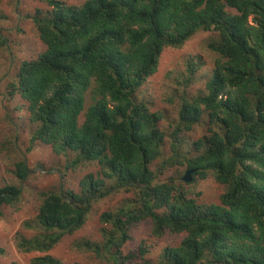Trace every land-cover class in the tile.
I'll return each mask as SVG.
<instances>
[{
    "label": "trees",
    "instance_id": "obj_1",
    "mask_svg": "<svg viewBox=\"0 0 264 264\" xmlns=\"http://www.w3.org/2000/svg\"><path fill=\"white\" fill-rule=\"evenodd\" d=\"M39 1L47 7L33 21L45 49L21 62L8 92L20 96V109L26 106L36 126L28 150L47 145L62 158L64 178L40 192L36 217L25 226L36 219L42 230L20 235L18 246L50 250L82 227L89 202L121 194L120 206L101 215L112 224L103 246L90 240L80 246L97 255L120 252L130 226L150 218L154 236L170 231L183 235L180 241L155 260L141 244L114 264L138 257L142 264H264V0ZM201 29L216 32L208 42L216 56L205 93L187 94L204 76V61L191 57L186 77L177 80L183 89L171 98L175 118L165 117L136 92L157 71L165 48L182 46ZM6 41L0 34V46ZM201 124L205 132L183 152V139ZM10 141L0 135V150L11 149ZM168 142L171 155L159 163ZM86 162L97 169L75 180ZM15 164L25 179V159ZM171 167L195 169L189 183L213 174L224 186L220 201H200V192L194 195L175 174L163 178ZM22 188L1 186L0 203L14 205ZM33 260L64 264L48 254Z\"/></svg>",
    "mask_w": 264,
    "mask_h": 264
},
{
    "label": "rangeland",
    "instance_id": "obj_2",
    "mask_svg": "<svg viewBox=\"0 0 264 264\" xmlns=\"http://www.w3.org/2000/svg\"><path fill=\"white\" fill-rule=\"evenodd\" d=\"M69 5L82 4L85 0H62ZM47 3L39 0H0V34L7 39L6 46H0V135L3 141L12 143L11 149L7 147L0 150V187L7 184H21L22 191L20 199L14 205L0 203V247L4 253L0 255V264H34V257L50 255L64 264H114L115 257L138 250L141 244L150 247L152 259L157 258L158 252L168 245L177 244L183 235L167 231L161 237L152 234V220L146 218L137 222L129 228V239L123 245L120 252L107 254L102 250V255H97L93 250L80 246L86 240L103 246L106 239L105 232L111 230L112 224L101 220V215L106 210H116L122 203L123 196L105 195L102 198L89 202V211L86 221L72 234L64 235L58 242L52 244V248L45 250L23 249L18 246L20 235L31 237L38 234L42 229L36 219L26 227L25 222L33 220L38 212L40 192L48 190L57 182L63 183V170L58 167L62 165V158L49 150L47 145L36 144L32 150H28L31 133L36 128L28 122V112L20 109L22 100L19 95L10 98L8 84L15 78L19 66L23 60L36 58L44 49L33 16L38 8H46ZM251 22V21H250ZM253 22V21H252ZM216 34L215 31L198 30L182 46L167 47L161 55L157 71L147 77L142 86L136 92L140 100L147 101L153 109H159L165 117L175 118L177 103L171 100L174 95L178 96L183 89L177 80L186 77V60L194 57L204 61L205 65L200 73H204L201 79L193 82L191 87H186L189 95L205 93V81L216 54L210 50L208 42ZM170 74H168V72ZM91 95H87L91 102ZM207 120V117H204ZM205 125H197L189 136L183 139V152L193 149V142L200 138L205 132ZM9 144V143H8ZM5 145V144H4ZM4 147V146H3ZM164 155L158 161L162 163L171 155L169 142L163 148ZM25 159L28 165V175L22 179L16 173V162ZM54 162L56 163L54 165ZM65 161H63L64 163ZM41 163V164H40ZM50 166V167H48ZM50 169V170H48ZM90 169L96 170L94 163H83L78 166L73 177L78 180L89 173ZM184 169L183 167L181 168ZM184 172L180 173L175 167L166 168L163 178H169L173 174L180 177L182 181ZM52 173V174H51ZM38 176L35 180L34 177ZM39 185V188L36 186ZM185 186H193V194L198 195L200 201L205 203L219 202L224 191V186L215 181L210 175L207 179H200L194 183H186ZM40 224V223H39ZM107 229V230H105ZM40 239L44 240L41 235ZM142 259L134 258L120 264H142Z\"/></svg>",
    "mask_w": 264,
    "mask_h": 264
},
{
    "label": "water",
    "instance_id": "obj_3",
    "mask_svg": "<svg viewBox=\"0 0 264 264\" xmlns=\"http://www.w3.org/2000/svg\"><path fill=\"white\" fill-rule=\"evenodd\" d=\"M194 171L195 169H188L182 177L183 181L185 182L192 181V173H194Z\"/></svg>",
    "mask_w": 264,
    "mask_h": 264
},
{
    "label": "clouds",
    "instance_id": "obj_4",
    "mask_svg": "<svg viewBox=\"0 0 264 264\" xmlns=\"http://www.w3.org/2000/svg\"><path fill=\"white\" fill-rule=\"evenodd\" d=\"M143 83H144V82H143ZM186 171H187V170H186ZM186 171H185V172H186ZM182 180H183V179H182ZM184 182H185V181H184ZM190 182H191V181H190ZM186 183H189V182H186ZM119 258H120V257H119Z\"/></svg>",
    "mask_w": 264,
    "mask_h": 264
}]
</instances>
